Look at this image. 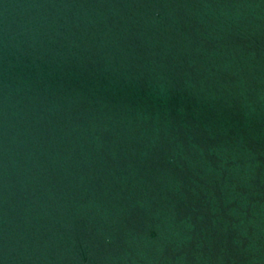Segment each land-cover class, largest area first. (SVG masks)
<instances>
[{
    "label": "water",
    "instance_id": "95a60500",
    "mask_svg": "<svg viewBox=\"0 0 264 264\" xmlns=\"http://www.w3.org/2000/svg\"><path fill=\"white\" fill-rule=\"evenodd\" d=\"M0 264H264V0H20Z\"/></svg>",
    "mask_w": 264,
    "mask_h": 264
}]
</instances>
